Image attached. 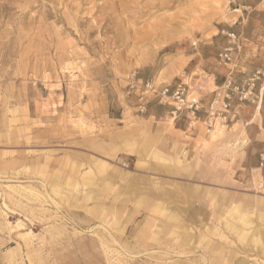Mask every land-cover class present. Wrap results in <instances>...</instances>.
I'll use <instances>...</instances> for the list:
<instances>
[{
	"label": "rangeland",
	"instance_id": "rangeland-1",
	"mask_svg": "<svg viewBox=\"0 0 264 264\" xmlns=\"http://www.w3.org/2000/svg\"><path fill=\"white\" fill-rule=\"evenodd\" d=\"M195 81L218 133L143 85ZM12 234L15 264H264V0H0Z\"/></svg>",
	"mask_w": 264,
	"mask_h": 264
},
{
	"label": "built area",
	"instance_id": "built-area-1",
	"mask_svg": "<svg viewBox=\"0 0 264 264\" xmlns=\"http://www.w3.org/2000/svg\"><path fill=\"white\" fill-rule=\"evenodd\" d=\"M230 44L236 45V35L229 34ZM233 48L227 49L225 53L220 55L222 62L225 64L232 62L231 51ZM145 93L161 105H170L173 108V114L187 112L191 116V124L202 122L206 127L207 133H211L216 125V119L222 118L227 120V115L231 108L230 94L226 93L223 97L215 95L211 101L206 100V90L201 84L191 86L188 83H179L175 86L155 87L152 82L143 84ZM231 86V85H230ZM135 85L131 86L134 89ZM231 91H235L240 95V101L249 100L252 97V89L240 90L239 87H233ZM141 97V112L147 111V104ZM223 109V111L221 110Z\"/></svg>",
	"mask_w": 264,
	"mask_h": 264
},
{
	"label": "crops",
	"instance_id": "crops-1",
	"mask_svg": "<svg viewBox=\"0 0 264 264\" xmlns=\"http://www.w3.org/2000/svg\"><path fill=\"white\" fill-rule=\"evenodd\" d=\"M194 85H197L196 81L194 82ZM217 89H218V87L216 86V90L207 91V94H206V100L207 101H209V100H211V99H213L215 97V93L214 92H217ZM153 101L158 103L157 100H155V99H153ZM168 106H170V105H168ZM181 114H186L188 120L191 121L192 118L187 112H182V113H179V114H173V110H172V115H173L174 118H172V120L174 121ZM218 121H219V119H216V125H215L213 131H211V133H207L206 127H205L206 135H212L213 133L215 134V133L219 132L220 124L218 123ZM194 126L195 125H191L189 127L193 128ZM203 126H204V124H203ZM13 237L16 238V234H12L11 235V239H9L6 235H5V237H1L0 236V264H15L16 261H18L17 246L13 245L11 243V242L16 243V241H14Z\"/></svg>",
	"mask_w": 264,
	"mask_h": 264
},
{
	"label": "bare ground",
	"instance_id": "bare-ground-1",
	"mask_svg": "<svg viewBox=\"0 0 264 264\" xmlns=\"http://www.w3.org/2000/svg\"><path fill=\"white\" fill-rule=\"evenodd\" d=\"M162 154H163V152H162ZM164 155H165V153H164ZM164 155H163V156H164ZM167 155H168V153H167ZM166 157H167V156H166ZM170 157H171V156H170ZM161 159H162V158H161ZM172 159H173V158H172ZM168 168H169V167H168ZM54 188H56V187H54ZM75 188H76V187H75ZM60 189H61V188H60ZM90 189H91V188H90ZM71 190H72V189H71ZM89 192H90V191H89ZM63 193H64V192H63ZM90 193H91V192H90ZM119 193H120V192H119ZM91 194H92V193H91ZM93 194H94V193H93ZM122 196H123V195H122ZM88 197H89V196H88ZM92 200H93V199H92ZM118 211H119V210H118ZM166 215H167V214H166ZM166 215H165V216H166ZM166 217H167V216H166ZM171 220H172V219H171ZM169 221H170V220H169ZM170 223H172V222H170ZM172 224H173V223H172ZM179 225H180V224H179ZM191 226H192V225H191ZM186 227H187V226H186ZM181 228H182V227H181ZM175 229H176V228H175ZM176 230H177V229H176ZM181 230H183V229H181ZM193 230H194V229H193ZM258 231H259V230H258ZM253 232H254V231H253ZM242 233H243V232H242ZM242 233H241V237H242L243 239H244L245 237H247V236H245L244 233H243V234H242ZM245 233H246V232H245ZM246 234H247V233H246ZM186 235H187V233H186ZM189 237H191V236H189ZM253 237H254V236H253ZM258 237H260V236H258ZM186 238H187V237H186ZM260 238H262V236H261ZM258 240H259V239H258ZM263 240H264V239H262V242H263ZM259 241H260V240H259ZM260 242H261V241H260Z\"/></svg>",
	"mask_w": 264,
	"mask_h": 264
}]
</instances>
